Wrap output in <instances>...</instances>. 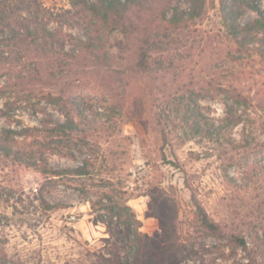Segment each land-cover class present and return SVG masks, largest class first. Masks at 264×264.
<instances>
[{"label":"rangeland","instance_id":"obj_1","mask_svg":"<svg viewBox=\"0 0 264 264\" xmlns=\"http://www.w3.org/2000/svg\"><path fill=\"white\" fill-rule=\"evenodd\" d=\"M8 1L10 6H1L0 10L5 11L11 28L20 31L22 25L29 24L31 28L55 32V37L46 41L42 52L32 47L29 52L30 40L26 36L14 38L5 49L4 57L13 60L0 62V88L5 89L0 96V138L6 131L40 127L43 120L61 123L64 118L60 110H67L62 104L68 98L81 100L86 113L91 112L106 123L110 137L103 136L102 147L107 146L106 140L116 141L126 151L119 165L124 167V173L132 172L130 187L139 189L129 205L140 232L162 250L152 249L155 262L165 263L173 255L175 264H247L248 252L256 247L248 237L249 223L264 222V179H255L246 187L237 185L244 182L246 171L264 167V64L249 52H245L242 62L222 59L229 43L220 0H201V14L191 21H187L190 5L186 0L169 3L166 17L170 19L177 12L186 25L178 30L184 47L172 55L170 75L159 78L153 87L148 78L132 70V75L117 73L121 69L113 60L118 53L114 46L121 38L117 34L109 36V43L102 53L98 52L97 59L86 52H81L77 59L64 55L86 39L83 24L87 21L76 17L70 0ZM248 2L255 4L264 17V0ZM256 17L246 10L239 22ZM37 41L41 47L42 37ZM49 49L54 53L45 52ZM152 58L158 59V53H153ZM217 60L221 64L213 68L211 64ZM232 67L235 83L230 76ZM230 82L241 86L250 106L238 109L242 123L228 131L226 139L220 142L214 140L215 129L228 109L223 93L212 97L211 90H203L193 96L201 114L213 126L208 137L183 130L175 105L169 103L164 108V92L169 87H163L164 84L170 83L171 90L180 87L176 97L182 95L188 100L187 88H227ZM149 87L156 100L154 111L161 114L160 122L168 133L165 142L156 132L153 108L150 111L147 106ZM46 94L61 100L49 101ZM9 138L14 140V152L31 142L17 134ZM230 140L247 148L234 149ZM47 164L58 170L74 167L77 162L49 156ZM43 181L44 177L33 168L0 154V216L11 219L7 225H0V254L22 264H109L103 261L109 257L108 233L103 224L93 223L96 214L89 204L73 187L54 181L47 185L43 196L55 209L43 211L37 201ZM160 190L165 192V198L158 203ZM192 198L202 206L218 232L200 228ZM233 235L245 238L248 251L235 246ZM256 260L260 258L256 256Z\"/></svg>","mask_w":264,"mask_h":264},{"label":"trees","instance_id":"obj_2","mask_svg":"<svg viewBox=\"0 0 264 264\" xmlns=\"http://www.w3.org/2000/svg\"><path fill=\"white\" fill-rule=\"evenodd\" d=\"M171 1L93 0L88 2L86 0H70L76 9V17L87 21L83 24L86 39L80 40L75 46L76 49L72 48L64 55L77 59L81 52H86L93 54L97 59L100 57L98 52L102 53V49L104 50L105 45L107 46L109 43V36L117 34L121 37L114 46L118 53L114 54L113 60L121 68L117 70V73L132 75L131 73L134 72L144 75L153 87L159 78L170 75L173 70L171 58L179 53L180 47H184L178 31L181 28H186L182 18L177 12H174L170 19L166 17V8ZM186 1L190 5L187 21H191L200 16L204 3L201 0ZM1 6H10V2L0 0ZM219 7L224 22L226 39L229 43L228 52L222 59H228L232 63L242 62L245 52H249L264 64V17L259 8L255 4H250L248 0H220ZM246 10L255 13L257 17L241 24L239 20ZM6 19V13L1 8V63L2 61L11 62L13 60L4 57L5 49H8L11 46L10 41L18 38V36H26L30 40V48H27L29 52L31 47L42 52L41 50H45L42 47L46 41L55 37V32L44 28H31L29 24L22 25L21 30L16 31L11 28ZM40 37H42L43 42L40 43L41 47L37 41ZM57 46H61V43H58ZM27 50H25L26 53ZM45 52L54 53L52 49ZM153 53H158V59L152 58ZM131 56L134 58L132 59ZM48 59L51 60L52 57ZM217 59L220 58L217 57ZM220 64V61L217 60L211 65L213 68H217ZM234 73L235 69L232 67L230 76L234 78L233 82L235 83ZM19 78L24 79L23 76ZM233 82H230L227 88H222L220 85L216 88L199 87L197 88L198 92L187 88L188 100H184L182 95L176 97V92L180 91V87H174L175 90H171L170 83L164 84L163 87L169 85L164 92V108L169 103L175 105L174 111L179 116L183 130L188 129L191 135L208 137L211 136L210 130L213 126L209 124V119L201 114L193 96L200 95L203 90H207V93L211 90L212 94L210 95L212 97L220 92L223 93L227 98L228 109L226 116L220 120L215 129L216 138L214 140L220 142L222 139H226L228 131L242 123V116L238 114V109L250 106L249 98L243 93L241 86L237 87ZM190 85L194 84L190 83ZM151 87L146 90V102L150 111L151 108L155 107L156 101ZM4 92L3 86L0 88V96L4 95ZM44 97L49 101L61 100V98H54L51 94H46ZM62 105L63 109L67 110H60L64 118L61 123L53 124L49 120H43L40 127H24L18 132H4V137L0 138V154L5 157H13L17 164L33 168L44 177V181L37 191V201L43 211L55 209L54 206L48 204L43 196L44 190L50 182L62 181L64 185L68 184L78 192L89 204L91 211L96 214L93 223H101L107 230L106 243L109 257L103 258V261L109 262V264H175L176 259L173 255L168 257L165 263L155 262L152 250L155 248L154 244L149 237L139 230V222L129 205V201L133 196H136L135 192L139 189L137 186L130 187L129 179L133 174L128 171L124 173V167L121 166L122 164L119 165L121 158L126 153L121 143L106 140L107 146L102 147L103 136L110 137L105 128L106 123L97 119L93 113H86L87 109L81 100L74 97L68 98ZM155 108L153 111L156 110ZM154 113L156 132L161 141L165 142L168 133L164 124L160 122L162 116L156 114V111ZM166 119L170 122L169 116H166ZM12 134H17L25 140L30 139L31 142L27 146L25 145L23 150L18 149L14 152L15 146L12 144L14 140L9 138ZM124 139L128 140V138ZM244 141L245 144L248 143L247 137L244 138ZM230 144L234 149L237 147L247 148L243 144L235 145L232 140H230ZM49 156L76 161L77 165L58 170L51 169L47 164ZM232 163L236 164V162ZM255 179H264V167L250 172L246 171L244 182L237 186L246 187L245 184L247 185ZM230 181L236 182L234 179H230ZM187 187L189 188V186ZM137 195L141 196L142 194ZM164 198L165 192L160 190L157 202L160 203ZM192 200L200 228L212 233L218 232L217 226L210 220L202 206L194 198ZM10 220L8 216H0V225H7ZM249 224L251 229L248 237L256 244V247L253 251L248 252L247 264H264V222L259 223V225L252 224V222ZM231 239L235 246L248 251L247 242L243 236L233 235ZM155 249L158 252L162 251L158 248ZM256 256L260 258V261L256 260ZM9 263L22 264L20 261L9 260L0 254V264Z\"/></svg>","mask_w":264,"mask_h":264}]
</instances>
